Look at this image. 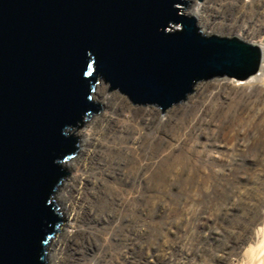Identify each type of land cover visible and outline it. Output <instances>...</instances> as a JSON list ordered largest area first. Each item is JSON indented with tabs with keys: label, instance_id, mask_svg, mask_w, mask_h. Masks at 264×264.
<instances>
[{
	"label": "water",
	"instance_id": "1",
	"mask_svg": "<svg viewBox=\"0 0 264 264\" xmlns=\"http://www.w3.org/2000/svg\"><path fill=\"white\" fill-rule=\"evenodd\" d=\"M187 3L0 0V264H47L65 222L62 164L80 148L73 133L102 110L100 81L163 114L197 82L258 72L257 46L203 36Z\"/></svg>",
	"mask_w": 264,
	"mask_h": 264
},
{
	"label": "rangeland",
	"instance_id": "2",
	"mask_svg": "<svg viewBox=\"0 0 264 264\" xmlns=\"http://www.w3.org/2000/svg\"><path fill=\"white\" fill-rule=\"evenodd\" d=\"M214 1L188 0L186 7H180L183 14L189 11L199 14L201 18L206 15L207 24L215 26L222 34L220 37H236L260 48L264 46V0H216V4ZM250 1L254 2L251 11L240 10L239 2L249 6ZM258 2L260 6H256ZM209 6L223 10L217 12V9ZM219 21L223 25H217ZM245 30L254 32L248 34L247 31L245 34ZM228 33L232 34L231 37ZM262 65L263 59L258 73ZM253 76L255 75L236 83L238 95L250 93V98L242 102L241 96L238 97L239 114L232 120L224 135H213L219 123L225 122L221 117V122H212L204 133L195 135V146L191 145L189 158L186 154L189 150L188 144L178 148L179 156L189 162V165L180 169L182 176L173 181L170 189L163 192L161 203L154 196L156 191L151 190L149 185L143 189L145 208L138 210L132 221L124 216L125 207L121 202L118 203L116 214L119 217V229L128 235V238L124 236L125 239L120 241L119 246L124 249V264H250L252 257L264 254V91H260L259 87H248V84H244ZM100 82L106 85L108 90V84ZM106 93L124 96L117 90ZM188 97L171 107L186 104ZM128 104L132 110L138 112L149 108L157 110L155 124L149 128L145 126L147 137L154 139L158 121L167 120L166 111L171 107L161 114L160 109L154 106H134L129 100ZM101 106L102 110L78 128L77 132L87 130V126L103 113H107L118 123L124 122V114L134 118L137 116L134 111L126 113L130 110L129 107L115 108L112 103ZM208 106L210 109L220 108L222 115L235 110V107H221L220 103ZM185 121L180 123L181 129L189 126L188 117ZM169 127L170 125L166 130ZM79 151L80 148L63 164L76 158ZM154 153L151 146L146 148L141 163L149 162ZM91 159L96 166L95 176L102 166V160L97 159L96 154L92 155ZM166 161L160 162L156 168H161V164ZM64 168L69 175L64 178L57 193L71 175H80L82 172L81 167L78 171L70 170L66 166ZM155 171L151 173L152 181L159 175L153 174ZM81 204L83 207V199L76 202V207H81ZM57 207L63 217L58 202ZM115 218L101 221L97 226H91L92 228L82 222V231L91 236L87 250L82 255V262L86 258V261L92 260L91 264H102L100 252L105 248H100V241L103 237L111 235L116 225ZM63 219L65 222L57 229L59 233L68 229L67 221L64 217ZM143 220L147 222L145 233H142V228L138 226V222ZM103 225L108 228L104 236L99 233ZM140 234L143 235L141 240L137 239ZM131 236L134 238L133 242L129 241Z\"/></svg>",
	"mask_w": 264,
	"mask_h": 264
},
{
	"label": "bare ground",
	"instance_id": "3",
	"mask_svg": "<svg viewBox=\"0 0 264 264\" xmlns=\"http://www.w3.org/2000/svg\"><path fill=\"white\" fill-rule=\"evenodd\" d=\"M253 3L250 1L249 6H245L246 4L239 2L238 5L240 10L251 11L254 8ZM214 4H216V0ZM257 5L260 6V2ZM212 8L217 9V12L223 10L222 8ZM184 14L196 18L197 26L203 36L209 37L220 33L215 26L207 24L206 15L201 18L199 14L189 11H185ZM220 24L219 21L217 25ZM247 31L245 30L243 33L246 34ZM252 31L249 30L248 34ZM220 35L222 34L217 36ZM227 35L232 34L228 33ZM258 48L262 53V69L244 84H248V87H259L260 91H264V86H262L264 84V46ZM238 81L235 78L222 77L195 84L193 93L188 97L186 104L171 107L166 111L167 120L158 121L154 139L147 137L148 132L145 126L149 128L155 124L157 110L149 108L141 112L134 111L124 96H120L118 93L107 95V86L99 82L92 94L93 101L104 105V107L111 103L115 108L129 107L130 110L126 113L130 114L134 111L137 116L134 115V118L132 115L124 114V122L118 123L107 113H103L91 124L86 125L87 130L74 132L73 136L79 140L80 151L76 158L62 166L76 171L81 167L82 172L80 175H71L56 195L68 229L62 233H55L50 243L47 244V263L91 264L92 260L86 261V258L82 262V255L85 254L88 240L91 238L89 234L82 231V222L91 227L97 226L101 221L116 217V225L113 227L111 235L103 237L100 241V248H105L100 252V258L102 264H124V249H120L119 246L120 241H124V236L128 238V235L127 232L122 233V229H119L120 222L116 214V206L121 202L126 210L124 216L132 221L137 211L145 208L143 189L147 188V185L151 190L156 191L154 196L161 203L163 192L170 189L173 181L182 176L180 169L189 165V162L182 160L179 156L178 148L188 144L189 150L186 154L189 158L191 145L195 146V135L199 136L204 133L212 122H221V117L225 122L219 123L218 129L213 135H224L232 120L239 114L238 97L241 96L242 102H246L250 98V93L238 95L236 85ZM218 103L221 107H235V110L227 111L225 115H222L220 108L210 109L208 106ZM198 104L200 105L198 106ZM187 117L189 126L181 129L180 123L186 122ZM136 119L139 120L136 121ZM91 125L92 127H90ZM169 125V129L166 130ZM150 146L155 153L152 154L149 162L142 164V154ZM95 154L97 159L102 160V166L94 176L96 166L91 157ZM162 161L166 162L157 169L156 166ZM153 171H155L153 174L158 173L159 175L152 181L150 177ZM82 199L83 207L81 204V207L77 208L76 202L82 201ZM146 223V220L138 222L142 233H145ZM106 231H108L106 225L99 229L102 236ZM137 239H143V235H138ZM133 240L132 236L129 237L130 242ZM250 264H264V254L252 257Z\"/></svg>",
	"mask_w": 264,
	"mask_h": 264
}]
</instances>
